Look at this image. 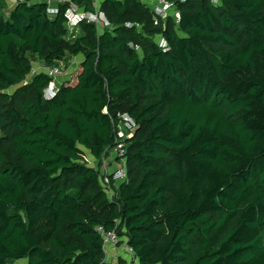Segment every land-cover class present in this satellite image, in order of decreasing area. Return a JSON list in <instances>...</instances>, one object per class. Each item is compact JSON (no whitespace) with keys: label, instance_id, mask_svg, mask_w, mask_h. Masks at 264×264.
<instances>
[{"label":"trees","instance_id":"1","mask_svg":"<svg viewBox=\"0 0 264 264\" xmlns=\"http://www.w3.org/2000/svg\"><path fill=\"white\" fill-rule=\"evenodd\" d=\"M65 1L95 11L0 1V264H106L97 226L139 264H264V0H166L178 17L157 21L103 0L109 26L75 36ZM29 55L81 61L50 99L44 72L7 93ZM124 113L127 181L109 198L87 152L101 160Z\"/></svg>","mask_w":264,"mask_h":264},{"label":"built area","instance_id":"2","mask_svg":"<svg viewBox=\"0 0 264 264\" xmlns=\"http://www.w3.org/2000/svg\"><path fill=\"white\" fill-rule=\"evenodd\" d=\"M1 1V0H0ZM16 1V0H14ZM51 3L50 0H46ZM145 3L153 13L155 21L158 18L165 20L170 10H173V4L166 0H141ZM67 7L64 12V17L66 21V26L69 31L75 30L82 22H92L98 27H107L109 22L106 19L104 13L100 10L82 11L76 5L69 1H66ZM48 11L52 14L56 12L55 7L51 4ZM176 18L178 17L177 12H175ZM160 47L163 51L167 50L166 43L162 40L160 41ZM45 74L55 79L61 72L60 68L57 66H47L44 68ZM58 90V85L51 81L49 86L44 90V96L46 99L52 98ZM135 126L134 120L126 113L118 114V122L116 123V138L115 144L112 148L104 150L101 160L96 159L90 163V166L97 167L100 171V184L104 191L108 194L109 198H112L119 186L127 181V170L125 163V153H126V140L131 136L132 130ZM88 158V157H87ZM108 161L111 164H108ZM90 160L88 159V163ZM101 236L103 237V249L106 256V249L108 246L113 248L117 245L123 247L129 253L133 255L131 247H129L125 242H119L120 238L116 235L115 230L105 231L102 226H97L96 228ZM106 259V257H105Z\"/></svg>","mask_w":264,"mask_h":264},{"label":"rangeland","instance_id":"3","mask_svg":"<svg viewBox=\"0 0 264 264\" xmlns=\"http://www.w3.org/2000/svg\"><path fill=\"white\" fill-rule=\"evenodd\" d=\"M213 2L217 4V0H213ZM7 11L8 9L6 10V12ZM169 14H171L172 18H176V14L174 10H170ZM79 31H81L80 28H76L73 31L74 36L77 35ZM159 41L160 39L157 38L156 42ZM79 57L81 56L78 55L76 57H67L66 59H63L58 64H56V66L60 68L61 73L52 81H54V83L56 84L59 83V79L64 78L65 81L68 80L69 82H73L74 81L73 68L75 67V65H77L75 61ZM29 58L32 62V71L30 72V74L26 76V79L21 84L7 89L6 90L7 93H12L16 89V87L29 82L33 74L37 72H42L44 71V68L47 67L37 56L29 55ZM87 156L88 159L90 160L88 164L94 162L92 157H89L90 156L89 154ZM105 257H106L105 259L106 264H116L120 258L125 259L127 261V264H139L138 260H136L131 253H129L127 250H125L123 247L119 245L115 246L114 248L111 245L108 246V248L106 249ZM8 264H26V259H18L15 261H10Z\"/></svg>","mask_w":264,"mask_h":264},{"label":"crops","instance_id":"4","mask_svg":"<svg viewBox=\"0 0 264 264\" xmlns=\"http://www.w3.org/2000/svg\"><path fill=\"white\" fill-rule=\"evenodd\" d=\"M63 1H64V0H63ZM102 1H103V0H94V7H95V10L99 9V6H100V4L102 3ZM65 2H66V1H65ZM14 3H15L14 0H6L7 9L13 7ZM79 9H81V8H79ZM81 34H82V32L79 31V32H78V35H81ZM79 61H81V57H79V58L76 59V61H75L76 64H78ZM75 68H76V65H75V67L73 68V70H75ZM64 81H65V79H64V78H61V79H59V83H56V84H61V83L64 82ZM88 154L90 155V153L87 152V155H88ZM87 157H88V156H87ZM89 157H92V159L95 160V158H94L93 156L90 155ZM108 164H111V162L108 161Z\"/></svg>","mask_w":264,"mask_h":264}]
</instances>
